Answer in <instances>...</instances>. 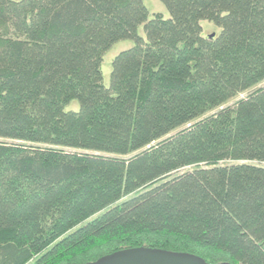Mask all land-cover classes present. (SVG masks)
I'll return each mask as SVG.
<instances>
[{
  "label": "trees",
  "instance_id": "16d2710c",
  "mask_svg": "<svg viewBox=\"0 0 264 264\" xmlns=\"http://www.w3.org/2000/svg\"><path fill=\"white\" fill-rule=\"evenodd\" d=\"M158 1L0 0V264H264V0Z\"/></svg>",
  "mask_w": 264,
  "mask_h": 264
},
{
  "label": "water",
  "instance_id": "95a60500",
  "mask_svg": "<svg viewBox=\"0 0 264 264\" xmlns=\"http://www.w3.org/2000/svg\"><path fill=\"white\" fill-rule=\"evenodd\" d=\"M86 264H209L189 254L158 249L135 248L117 251ZM229 264V263H217Z\"/></svg>",
  "mask_w": 264,
  "mask_h": 264
},
{
  "label": "rangeland",
  "instance_id": "374dc122",
  "mask_svg": "<svg viewBox=\"0 0 264 264\" xmlns=\"http://www.w3.org/2000/svg\"><path fill=\"white\" fill-rule=\"evenodd\" d=\"M144 4L147 6L148 10L150 12H161L164 14L165 17H168V12L164 8V6L158 1V0H143ZM201 27L204 30L205 34H210L211 32H214V30L219 32V29L213 26L212 24L208 22H201ZM139 32L141 35H143L142 28L140 27ZM133 46V42L130 40H122L119 42L114 43L111 48L106 52V54L103 57L102 61V75H103V82L105 85L108 84L109 81V73H110V64L113 58L121 51L127 50ZM264 85V82L260 85L256 86L255 89L262 87ZM254 89V88H253ZM251 91V90H249ZM248 91V92H249ZM248 92L242 93L238 95L235 99L231 100L229 103H227L224 107L231 106L235 102H237L240 99H243L247 96ZM77 103L73 102L68 107H66L67 110H77ZM217 111H213L211 114L216 113ZM208 115V116H209Z\"/></svg>",
  "mask_w": 264,
  "mask_h": 264
}]
</instances>
